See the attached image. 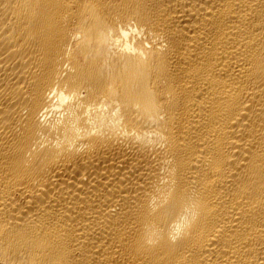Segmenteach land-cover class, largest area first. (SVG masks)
<instances>
[{
    "label": "bare ground",
    "instance_id": "6f19581e",
    "mask_svg": "<svg viewBox=\"0 0 264 264\" xmlns=\"http://www.w3.org/2000/svg\"><path fill=\"white\" fill-rule=\"evenodd\" d=\"M0 264H264V0H0Z\"/></svg>",
    "mask_w": 264,
    "mask_h": 264
}]
</instances>
